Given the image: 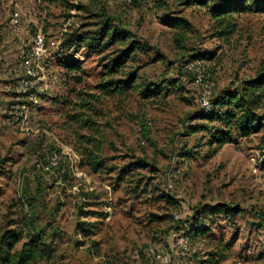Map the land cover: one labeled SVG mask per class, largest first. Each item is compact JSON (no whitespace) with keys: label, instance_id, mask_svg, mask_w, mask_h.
I'll use <instances>...</instances> for the list:
<instances>
[{"label":"rangeland","instance_id":"1","mask_svg":"<svg viewBox=\"0 0 264 264\" xmlns=\"http://www.w3.org/2000/svg\"><path fill=\"white\" fill-rule=\"evenodd\" d=\"M217 1L0 0V233L16 234L13 250L35 230L46 246L36 264H200L214 251L217 264H264V130H230L219 149L196 130L217 125L203 118L204 91L215 101L264 64V13L249 2L222 38ZM106 17L149 47L117 73L116 44L63 46ZM37 32L45 56L26 63ZM27 65L38 74L21 95ZM132 73L133 89L117 90ZM194 215L209 232L185 251Z\"/></svg>","mask_w":264,"mask_h":264},{"label":"trees","instance_id":"2","mask_svg":"<svg viewBox=\"0 0 264 264\" xmlns=\"http://www.w3.org/2000/svg\"><path fill=\"white\" fill-rule=\"evenodd\" d=\"M249 2H253L258 12L264 13V0H219L216 5L210 8V15L219 36L224 38L234 33L235 25L232 16L248 10L247 4ZM165 23L175 28H182L185 24L182 19L168 18L165 19ZM82 43H85L87 48L97 52H101L109 46L117 45L116 56L109 60L111 64L109 73H117L137 52L149 50L148 46L144 48L135 40L129 31L121 26H115L110 17L103 19L95 31L67 35L63 46L78 48ZM70 60L64 59L59 63L65 69L78 70L79 62ZM133 77L134 74L132 73L117 90L122 92L133 89ZM151 90L153 89L147 90V95L153 92ZM263 99L264 64L261 65L252 79L242 81L239 86L225 91L222 96L211 101L212 111L203 112L202 115L205 120L211 123L215 122L217 125L197 127L196 130L204 131L208 135L209 144L214 145L216 149L228 142L230 130H234L242 137L259 133L264 130V116L257 113L261 108ZM95 151H98L97 146ZM133 165L136 168L147 166L142 160L136 161ZM210 211L213 214L221 213V207L219 205L213 206ZM230 212L231 216L236 213L234 210H230ZM197 220L196 215H194L186 220L187 225L183 227L184 235L190 241L209 232V228ZM18 240L16 234L11 230H4L0 233V264H36L46 258V246L42 243L41 234L38 231L32 230L28 241L21 246L19 251H15L13 249ZM204 258L200 264H217L221 260V255L214 251Z\"/></svg>","mask_w":264,"mask_h":264},{"label":"built area","instance_id":"3","mask_svg":"<svg viewBox=\"0 0 264 264\" xmlns=\"http://www.w3.org/2000/svg\"><path fill=\"white\" fill-rule=\"evenodd\" d=\"M129 1V0H126ZM11 23L13 25V16H11ZM33 36H38V45H36L35 50V56H32V58H29L26 63H33V59H40V63H42V56H45V53H41V43L43 39V35L41 32L35 33ZM41 71L44 70L43 67L40 69ZM38 73L34 72V67L27 65L25 66V74L24 78H21L18 81V91L21 93V95H24L27 93L29 89H31L34 86V81L30 78L35 77ZM200 105L203 110H205L206 113H209L212 111V104L210 102V93L209 91H204V94L200 98ZM178 243L182 246V248L185 251H189L190 245L189 240L187 238H180ZM148 254L154 256L153 249L147 250ZM189 264H195V263H189Z\"/></svg>","mask_w":264,"mask_h":264},{"label":"bare ground","instance_id":"4","mask_svg":"<svg viewBox=\"0 0 264 264\" xmlns=\"http://www.w3.org/2000/svg\"><path fill=\"white\" fill-rule=\"evenodd\" d=\"M32 40H33L32 43L34 44V53H35L36 45H38V36H33V39ZM41 52H42V43H41Z\"/></svg>","mask_w":264,"mask_h":264}]
</instances>
